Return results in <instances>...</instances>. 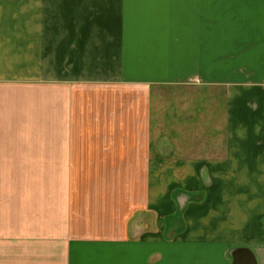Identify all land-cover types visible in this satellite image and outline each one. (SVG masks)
Here are the masks:
<instances>
[{"label":"crops","instance_id":"obj_1","mask_svg":"<svg viewBox=\"0 0 264 264\" xmlns=\"http://www.w3.org/2000/svg\"><path fill=\"white\" fill-rule=\"evenodd\" d=\"M0 168V264H264V0H0Z\"/></svg>","mask_w":264,"mask_h":264},{"label":"rangeland","instance_id":"obj_2","mask_svg":"<svg viewBox=\"0 0 264 264\" xmlns=\"http://www.w3.org/2000/svg\"><path fill=\"white\" fill-rule=\"evenodd\" d=\"M251 74L254 75V73ZM250 77L252 79H256L254 76ZM181 91L182 89L179 87L170 86L159 89L158 92H156V95L160 93L167 95L169 93L171 94V96H176L178 94H181ZM172 111H178V108H171V112ZM192 120L186 119L185 121H181L174 118V120L172 119V123L170 122L169 127L171 128L173 124H175V127L178 128L180 123L183 122L185 124H188V122H193ZM173 134L171 135L172 139L174 138ZM20 170L24 172L23 179H25V182L22 183H19ZM30 172H32L31 169L0 168V228L3 227L5 223L16 224V222H18L19 205L22 204V199L26 200L23 196L24 193L21 192L29 189H34V185L26 182V179H28L27 174ZM26 202L28 203V200H26Z\"/></svg>","mask_w":264,"mask_h":264}]
</instances>
